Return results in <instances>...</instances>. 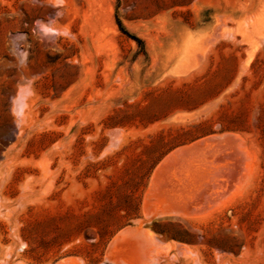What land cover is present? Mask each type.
<instances>
[{"label":"rangeland","instance_id":"1","mask_svg":"<svg viewBox=\"0 0 264 264\" xmlns=\"http://www.w3.org/2000/svg\"><path fill=\"white\" fill-rule=\"evenodd\" d=\"M0 204L11 264H139L113 245L139 224L157 264H264V0H0Z\"/></svg>","mask_w":264,"mask_h":264},{"label":"bare ground","instance_id":"2","mask_svg":"<svg viewBox=\"0 0 264 264\" xmlns=\"http://www.w3.org/2000/svg\"><path fill=\"white\" fill-rule=\"evenodd\" d=\"M222 137H223V135H222ZM226 140H232V139H230L229 137H225L223 140H219L217 138H205V139L199 140L198 142H194L191 145L182 146V147L176 149L175 151H173L170 155H168V157L166 156V158L163 160V162L160 163V165L156 168V170L152 176V191H153V193L155 194V191H156V193H159V196H157V197L163 198L164 195L167 194L166 189L168 187L175 189V190L182 191L181 192L182 195L184 194V192L185 193L187 192V194L189 192V194H190L192 191H189V190H192L193 188L197 189L196 186H198V188H200L201 184H199V182H198L199 178L202 179L201 177L204 176L203 177L204 178L203 181H204L205 177H207V176L202 175V173L205 172L202 170H205L206 168L203 169L204 168V166H203V168L201 167V169H200V166L199 167L197 166V164L199 165V161L201 159L199 160V158H200L199 152L197 154L196 151L199 149L202 151L205 149L204 151H206V148L208 149V147H210L211 145H212L211 147H213V145L218 144V141L223 142ZM201 153L202 152H200V156L203 155V154L201 155ZM188 156H190V157H188ZM208 162H209V160H208ZM200 163L202 164L201 161H200ZM206 167H208V165ZM171 169H173V170H171ZM163 192H165L164 195H163ZM169 193H171V192H169ZM174 210L177 211V209H174ZM185 210H187V209H185ZM1 212H2V208H1V204H0V213ZM168 213H170V212H168ZM147 214L150 216L152 213L147 212ZM151 216H153V215H151ZM138 222H139V220H138ZM142 227H143V225H142ZM134 235H135V237H134ZM122 241H123V243H122ZM160 242L156 241L154 231L151 230V228L150 229L149 228L141 229V225L139 224L137 227L127 226L124 229H122V231L119 232V234L114 238L113 245L119 246V244L122 243V247H124L123 249L125 251H128L129 253L131 251H132V253L135 252V253L139 254V257H141L142 249L145 248V245H147L149 248L147 247L148 249L145 250V252H144L145 255H144V257L141 258L139 264H157V261H159V257H160L159 255L161 254V250H164L165 248H170L172 246L169 244H165V246H163ZM177 246H178L177 249H178L179 253H183V254L186 253V248L183 245L178 244ZM122 247H120V248H122ZM117 250L119 251L118 248H117ZM128 252H126V254H128ZM126 254L124 253V255H126ZM8 256L10 258L12 257V255L10 253H8ZM128 256H129V254H128ZM122 257H125V256H122ZM132 257H134V256H132ZM129 258H131V255ZM70 260L71 259L63 260L62 262H59L58 264H64V262L66 263ZM78 260L80 261V259H78ZM126 260L130 261L128 258H126ZM81 261H83V260H81ZM124 262H126V261H124ZM124 262H123V264H124ZM127 263H129V262H127ZM0 264H11V263H10V261L3 260V258H2V259H0ZM13 264H23V263H13ZM78 264H81V263H78Z\"/></svg>","mask_w":264,"mask_h":264},{"label":"crops","instance_id":"3","mask_svg":"<svg viewBox=\"0 0 264 264\" xmlns=\"http://www.w3.org/2000/svg\"><path fill=\"white\" fill-rule=\"evenodd\" d=\"M159 165V164H158ZM155 171V170H154Z\"/></svg>","mask_w":264,"mask_h":264}]
</instances>
